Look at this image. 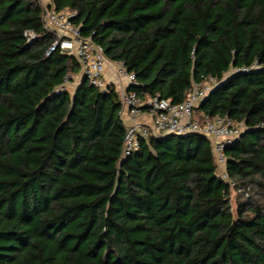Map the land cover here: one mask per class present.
Here are the masks:
<instances>
[{"label":"trees","instance_id":"obj_1","mask_svg":"<svg viewBox=\"0 0 264 264\" xmlns=\"http://www.w3.org/2000/svg\"><path fill=\"white\" fill-rule=\"evenodd\" d=\"M51 1L142 100L216 77L194 117L243 124L223 151L235 185L201 134L140 137L122 157L115 86L60 88L80 66L46 53L38 0H0V264H264V0Z\"/></svg>","mask_w":264,"mask_h":264},{"label":"built area","instance_id":"obj_2","mask_svg":"<svg viewBox=\"0 0 264 264\" xmlns=\"http://www.w3.org/2000/svg\"><path fill=\"white\" fill-rule=\"evenodd\" d=\"M38 2L43 11L42 26L54 36V41L46 53L59 50L61 53L73 55L80 66V77L84 76L89 84L101 90H105L110 84L117 85L121 105L120 115L125 125L122 157L140 149V137L164 134H201L210 141L217 175L228 181L231 187L235 185L227 175L226 157L223 151L225 146L244 130L243 124L234 123L222 115L204 117L202 120L194 117V108L217 84L216 77L207 75L200 81L193 82L190 91L180 102H172L170 98L159 99L157 96L146 101L142 100L133 90L128 89L131 84H136L135 75L127 71L120 61H112L115 65L112 71L113 77L111 81H106L105 69L108 59L100 45L95 43L90 36L80 34L78 26L71 21L73 11L68 8L56 10L51 0H38ZM35 35L32 31L25 32L28 40L34 38ZM256 66L254 63L249 68ZM249 68L244 67L241 70ZM238 70L237 68L231 69L232 72ZM120 80L125 81V86L118 85ZM60 88L65 87L60 86ZM144 107H148L145 111L151 115V121L147 123L139 120Z\"/></svg>","mask_w":264,"mask_h":264},{"label":"rangeland","instance_id":"obj_3","mask_svg":"<svg viewBox=\"0 0 264 264\" xmlns=\"http://www.w3.org/2000/svg\"><path fill=\"white\" fill-rule=\"evenodd\" d=\"M71 76L73 77V81L72 82H66V86L65 88L70 91L71 93H73L76 85H77V81L79 79V75H74V74H71ZM241 190L238 188V189H234V190H231L230 191V196H229V200H230V205H231V208L234 210L235 208V203L238 199H241L242 198V195H240L241 193Z\"/></svg>","mask_w":264,"mask_h":264},{"label":"crops","instance_id":"obj_4","mask_svg":"<svg viewBox=\"0 0 264 264\" xmlns=\"http://www.w3.org/2000/svg\"><path fill=\"white\" fill-rule=\"evenodd\" d=\"M115 67V65L113 64V62L111 61V60H108L107 62H106V69H105V78H106V81L107 82H109V81H111V79H112V71H113V68ZM118 85L119 86H125V81H123V80H120L119 82H118ZM114 86H115V88H116V91H118L117 90V85L116 84H114ZM139 120H141V121H143V122H150L151 121V115L148 113V112H146V111H144L143 113H141L140 114V116H139Z\"/></svg>","mask_w":264,"mask_h":264},{"label":"water","instance_id":"obj_5","mask_svg":"<svg viewBox=\"0 0 264 264\" xmlns=\"http://www.w3.org/2000/svg\"><path fill=\"white\" fill-rule=\"evenodd\" d=\"M84 80H85V77L84 76H81L80 82L81 81H84Z\"/></svg>","mask_w":264,"mask_h":264}]
</instances>
